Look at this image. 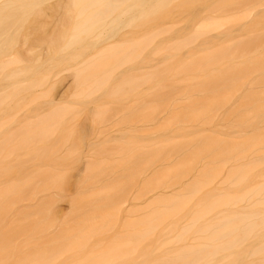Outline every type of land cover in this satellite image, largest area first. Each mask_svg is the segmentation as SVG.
<instances>
[{
	"label": "bare ground",
	"instance_id": "6f19581e",
	"mask_svg": "<svg viewBox=\"0 0 264 264\" xmlns=\"http://www.w3.org/2000/svg\"><path fill=\"white\" fill-rule=\"evenodd\" d=\"M63 71L94 152L70 98L15 120ZM0 264H264V0H0Z\"/></svg>",
	"mask_w": 264,
	"mask_h": 264
},
{
	"label": "rangeland",
	"instance_id": "374dc122",
	"mask_svg": "<svg viewBox=\"0 0 264 264\" xmlns=\"http://www.w3.org/2000/svg\"><path fill=\"white\" fill-rule=\"evenodd\" d=\"M53 1V0H52ZM174 10H175V8H174ZM173 10V11H174ZM172 11V12H173ZM177 11V13H172L171 15V17H169L168 19H166L165 20V22H166V26L167 25H169V24H173V23H175V22H178V26L180 25H183V22H184V20L182 19L183 18V16H185V13L184 12H182V11H179V10H175V12ZM180 13V15H179V13ZM182 15V16H181ZM185 18V17H184ZM174 21V22H173ZM176 25V24H175ZM175 25H172V26H174V28H175ZM170 26V25H169ZM171 26V27H172ZM238 28V27H237ZM236 28V29H237ZM234 29H235V27H234ZM209 35H211V36H215V34H216V31L215 30H212V31H210L209 33H208ZM151 63L153 62L152 60L150 61ZM149 62V63H150ZM155 64V63H154ZM61 73H63V74H60L58 77H54L53 78V82L54 83H48V84H46V85H44V86H42L41 88H39V90H38V92H41L42 93V95H37L39 98H37V99H35L36 101H32V102H30L26 107H23V108H21V109H19L18 110V112L15 114L16 116H17V118L18 119H15V120H18L19 121V119H20V121L22 120V119H25V115H26V113L28 114L29 113V110H31L30 108L31 107H33V105L35 104V105H37V106H40V108L38 109V110H40L39 112H41V113H43V114H49V113H47V111H49V110H51V108L52 107H54L55 105V103H56V105L57 106H59V103L61 104V103H65L66 102V104H67V101L69 100V98L70 97H72L73 96V93H71V90H73L72 89V87H73V83H72V78L68 75L69 74V72H68V74H67V72L66 73H64V71L63 72H61ZM71 94H72V96H71ZM98 95V94H97ZM73 98V97H72ZM72 98H70L71 99V106L72 105H76L77 104V102H73L72 101ZM52 101L54 104H51V107H49V104H50V102L49 101ZM180 101V100H179ZM69 101H68V104L70 103ZM64 103H63V105H64ZM75 103V104H74ZM112 102H108L107 104L106 103H103L104 105H109L110 106V104H111ZM125 103L126 104H129V103H133V100H130L129 99V101L128 100H126L125 101ZM137 103V102H136ZM65 104V105H66ZM79 105H77V106H79V108H77L76 106H74V107H76L75 108V110H73V112H74V114H73V116H72V118L69 120V122H68V124L69 125H71L72 127H74V129L75 128H78V127H81V128H84V126L85 127H87V131H86V138H85V141H84V149H83V154H84V151L86 150V151H88V149H89V151L91 152L92 150H93V152H94V150L96 149V150H98V147H99V145H98V139H104V138H107V139H109L110 141H112V140H114L118 135H119V130L117 129V127L114 125V120H116V118H117V115H113V116H111V117H109V118H107V119H101V120H103L102 121V123H103V126H100V123H101V120H100V117L98 118L99 120H98V122H96L97 121V119L95 118L96 116H95V114H94V112H95V109H96V107H95V105L93 104V103H90V102H88L87 104H85V106H84V104H83V106L84 107H80V105H82V104H80V103H78ZM103 104H101V105H103ZM113 104H114V102H113ZM134 104V103H133ZM31 105V106H30ZM92 105L95 107V109H94V111H93V113H92V110H93V108H91L92 107ZM61 106V105H60ZM113 106V105H112ZM73 107V106H72ZM73 107V108H74ZM105 107V106H104ZM50 108V109H49ZM106 108V107H105ZM26 112V113H25ZM31 113V112H30ZM92 113V114H91ZM21 118H20V117ZM161 116V115H160ZM92 118H94L93 120H92ZM112 119H114V120H112ZM17 121V122H18ZM113 123V124H112ZM101 128V129H100ZM100 129V130H99ZM98 130H99V134L100 135H98ZM53 136H55V133L53 134ZM96 136H98L97 138L98 139H96L95 137ZM100 137V138H99ZM107 144H109V142L107 141ZM110 144H112L111 142H110ZM68 145V144H67ZM64 149V148H63ZM97 152V151H96ZM64 153V152H63ZM86 153V152H85ZM83 154H81V155H79V157H77V160H78V158H80L79 159V161H77V160H75V161H77L76 163H75V161L73 162L74 163V165H73V163H68V165H73L72 167H71V169H70V166H69V169H70V171L69 170H67V172L65 173V175L67 174V179H65L66 181H64V178L66 177L65 175H63V179L61 178L60 180H58L59 181V183L57 182V186L59 185V184H61L59 187L61 188V186L63 185V192L65 193V194H63V192L61 191V190H58L57 188H59V187H57V188H55L53 191L55 192L56 190H57V192H55L59 197H57L56 198V196H55V198L54 197H52V196H54V195H52L51 197L53 198H51L50 197V199H52V200H50L51 201V204H49V205H51L52 207H54V208H52L51 206H49V207H51V210H55L54 211V213L55 212H57V213H55V215H57V219L59 220L60 219V221H62V218L64 217V218H66V215L68 214V213H70V210H71V205H70V203H69V201L71 200L70 199V197L71 196H74L75 195V193H76V189H77V184L75 185V183H78V185H79V182H81V181H83L84 182V185H86L87 184V182H88V180H85V178H86V175H87V172H88V159H87V156L89 155H87V153L85 154V156L83 155ZM63 156L65 155V154H62ZM87 155V156H86ZM94 155V154H93ZM93 155H92V157L91 158H93ZM81 156V157H80ZM95 156H97L96 154H95ZM94 156V157H95ZM90 156H88V158H89ZM90 158V159H91ZM89 159V160H90ZM93 160V159H92ZM92 160H90V161H92ZM38 161V160H37ZM37 161H36V163H37ZM90 163V162H89ZM38 164V163H37ZM68 165H65V167L68 169ZM87 165V166H86ZM56 167V168H55ZM63 166H59L58 168H57V166H54V169L55 170H58V169H60V171H61V168H62ZM64 167V168H65ZM66 168H65V170H66ZM64 170V169H63ZM59 171V170H58ZM57 171V172H58ZM58 172V173H61V172ZM69 171V172H68ZM63 172H65V171H63ZM69 173V174H68ZM55 176H56V174H55ZM55 178V177H54ZM53 178V179H54ZM52 179V180H53ZM85 180V181H84ZM64 182V183H63ZM83 182H82V184H83ZM86 182V183H85ZM81 184V185H82ZM80 186V185H79ZM59 188V189H60ZM53 191H51L52 193H53ZM55 193H53V194H55ZM39 196V195H38ZM42 199H44V198H42ZM55 199V200H54ZM70 199V200H69ZM44 201H46V199H44ZM48 202H49V200H48ZM26 203V202H25ZM47 202H45V204H46ZM50 203V202H49ZM48 204V203H47Z\"/></svg>",
	"mask_w": 264,
	"mask_h": 264
}]
</instances>
